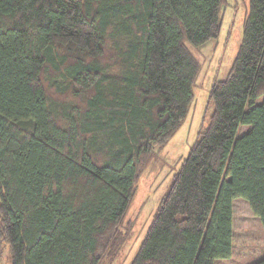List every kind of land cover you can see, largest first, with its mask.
Returning <instances> with one entry per match:
<instances>
[{
    "label": "trees",
    "instance_id": "16d2710c",
    "mask_svg": "<svg viewBox=\"0 0 264 264\" xmlns=\"http://www.w3.org/2000/svg\"><path fill=\"white\" fill-rule=\"evenodd\" d=\"M225 0H0V264H105L181 128ZM131 264H216L235 199L264 228V0ZM262 99V102L261 100ZM248 131L240 135L241 127ZM254 264H264V259Z\"/></svg>",
    "mask_w": 264,
    "mask_h": 264
},
{
    "label": "rangeland",
    "instance_id": "374dc122",
    "mask_svg": "<svg viewBox=\"0 0 264 264\" xmlns=\"http://www.w3.org/2000/svg\"><path fill=\"white\" fill-rule=\"evenodd\" d=\"M249 0H225L221 11L222 31L217 39L201 47L189 46L199 63V74L194 84V99L181 128L160 153L153 155L138 178L135 194L123 222L126 239L111 262L131 264L159 208L168 193L174 176L191 146L198 140L202 124L207 125L213 112L209 91L213 83L224 80L233 64L243 40L244 18ZM262 102V99H260ZM241 127L240 135L248 131ZM235 247L230 259L216 264H254L264 259V228L252 213L246 200L235 199ZM3 264L8 263L7 253Z\"/></svg>",
    "mask_w": 264,
    "mask_h": 264
},
{
    "label": "crops",
    "instance_id": "0c3cea01",
    "mask_svg": "<svg viewBox=\"0 0 264 264\" xmlns=\"http://www.w3.org/2000/svg\"><path fill=\"white\" fill-rule=\"evenodd\" d=\"M234 218H235V212H234ZM234 234H235V229H234ZM234 247H235V236H234Z\"/></svg>",
    "mask_w": 264,
    "mask_h": 264
}]
</instances>
